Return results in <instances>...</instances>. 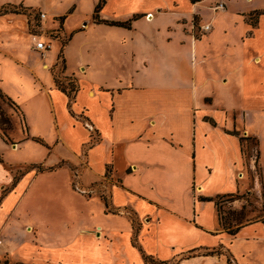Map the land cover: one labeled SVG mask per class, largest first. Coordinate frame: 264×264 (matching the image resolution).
<instances>
[{
  "label": "crops",
  "instance_id": "crops-1",
  "mask_svg": "<svg viewBox=\"0 0 264 264\" xmlns=\"http://www.w3.org/2000/svg\"><path fill=\"white\" fill-rule=\"evenodd\" d=\"M221 1L225 6L215 9ZM8 4L34 6L26 0L3 5ZM105 6L106 2L103 10ZM263 6L260 0H154L151 6L130 16L142 14L131 28L139 22L151 25L167 20V32L158 31L148 38L140 35L135 76L131 75L128 85L119 80L114 87L89 89V106L77 105L80 88L70 101L55 85L54 76L50 78L44 72L55 63L49 60L54 45L45 56L34 48L27 16L0 14V89L20 106L27 131L25 139L41 133L36 123L28 126L22 106L28 98L38 100L45 94L58 135L56 145L78 152L68 137L75 134L89 135V140L95 135L91 149L105 144L108 156L100 161L97 170L88 161L83 179L87 183L103 179L106 167L111 165L116 181L109 187L112 203L120 211L132 209L141 222L135 230L128 215V228L98 226L97 234L94 229L74 228V222H67L66 231L47 233L50 240L31 238V227L25 230V221L37 226L44 236L49 224L44 225L43 217L35 216L29 207L25 214L16 213L28 194L23 184L25 174L14 184L15 174L7 168L11 164L2 153L11 146L0 135V255L16 260L20 254L34 255L48 264H62L63 259L68 264H151L145 255L159 264H228L229 258L231 264H264V219L247 221L230 233L220 223L215 202L201 200L202 196L219 192L214 183L215 171L222 173L226 185H235L219 194L242 192L235 177L245 175L256 164L244 159L241 137L257 139L261 166L258 135H249L239 116L238 120L229 116V111L240 108L223 103L214 89H224L233 82L236 92L230 97L240 102L241 109H245L242 106L249 96L246 88L254 92L250 94L253 97L258 91L261 112L255 114L260 116L258 123L264 129V14L254 29L248 22L249 14L264 10ZM210 11L211 19L206 21ZM55 14L54 17L63 13ZM195 17L204 32L200 38L193 32ZM206 24L211 25L210 29L204 30ZM46 31L45 27L43 40ZM122 39L126 40V36ZM261 137L264 141V135ZM53 152L51 149L49 155ZM115 154L123 158L121 166L113 160ZM56 157L46 166L52 168L60 161L72 160L63 155ZM90 172L95 175L88 178ZM257 183L256 189L264 200L259 178ZM100 201L101 212L116 216L105 212L107 206ZM14 225L23 235L19 242L11 235ZM150 228L155 249H150L145 239ZM161 234L168 236L167 241ZM171 248L174 250L168 253ZM40 251L41 257L37 255ZM52 254L60 258L54 260Z\"/></svg>",
  "mask_w": 264,
  "mask_h": 264
},
{
  "label": "rangeland",
  "instance_id": "rangeland-1",
  "mask_svg": "<svg viewBox=\"0 0 264 264\" xmlns=\"http://www.w3.org/2000/svg\"><path fill=\"white\" fill-rule=\"evenodd\" d=\"M15 1L20 2L22 0H0V6L6 2ZM153 1L26 0V3L34 6L30 7L20 4L23 8H21V13L19 14L27 16L29 31L32 34L42 33V25L47 28L45 39L51 45V48L54 45L53 51H50L52 56L49 57V60L53 59L52 61L55 63H52L51 68L44 72L50 78L52 75L54 76V82L58 88L66 87L71 91L72 95L76 94V90L78 92L80 88L76 99L77 105L89 106V89H97L100 86L114 87L120 84L119 80H122L124 85H128V80L131 75L135 76L136 70L139 69L136 57L138 56V49L136 47L138 46L137 40L140 35L148 38L158 31L160 33L163 31H165L164 33L167 32L165 28L167 20H160L158 23L156 21L151 23V25L145 22H139L137 26H133L131 29L110 25L108 26L111 28H107L104 25L96 24L98 21L94 16L108 21H126L131 18L130 16L134 12L151 6ZM161 1L166 3V1L170 0ZM105 2L106 9L103 10ZM260 3L264 5V0H260ZM98 4L101 9L96 12ZM42 10H46L45 12L48 14V20L44 24L40 21V13ZM55 13L63 14L62 16L57 15L54 17L56 15ZM146 16L148 17L149 14H145ZM211 16L212 12L210 11V15L206 21L211 19ZM121 17L123 19H120ZM201 27V22L195 17L193 32L198 38L204 34ZM125 36L126 40H123L122 38ZM39 58H42L41 55H39ZM247 88L246 93L249 96H247L244 106H242L245 109H241L240 102L238 103L230 97L232 93L236 92L233 82L230 81L224 89L219 87H215L214 89L215 94L219 96V99L223 103L240 108L231 110L228 114L230 117L235 116L237 118L239 116L241 126L243 124L247 126L249 135H258L262 154L260 166L258 164L257 141L251 136L244 139L242 142L244 159L246 162L251 159L254 160L256 167L253 170H248L243 176H240V174L238 176L236 175L235 178L239 182L238 186L242 192L228 193L234 194L232 196L222 194L223 196L217 199L220 223L225 228L230 229H235L236 226L250 220H256L258 218L264 219V200L262 197L260 198L261 195L256 189L259 178L264 191V141L261 137V135H264V129L262 130L260 128L258 123L260 116L256 115L258 112H261L257 99L258 91L256 97H253L250 94L252 93L254 95V92H250V88ZM7 97L9 96L5 93L2 94L0 96V103L2 109L11 121V125L10 128L6 125H1V127L4 128V133L7 135L11 147L8 148L7 152H1L4 158L11 164L10 166L7 165V168L15 174V181L22 178V175L25 174L23 176V184H25L24 190L27 189L28 193L16 213L25 214L26 212L24 210L29 207L35 216L43 217L44 225L49 224L50 228L48 232H45L46 234L44 236L42 235V231L38 230L37 226L29 225L27 223L29 220L25 221V230L31 227V238L35 239L40 236L41 240H50L51 236L49 234L58 232V230L66 231L68 229L67 222H74V228H85V230L94 229V234H97L98 230L96 227L98 226H103L105 229H124L131 226L128 215L132 219V225L135 230L139 228V224L141 223L140 219L132 209L120 211L112 203L109 187L110 184L116 181L113 177V167L111 165L106 167L107 169L103 179L95 180L93 183H87L83 179L84 172L88 168V161L92 168L97 170L100 167V161L103 162L104 158L108 156V153L106 154L107 146L105 144L98 147L94 146L91 149L89 146L94 142V139L91 138L89 140V135H76L74 133L75 135H68V137L73 141L75 148L78 147V152H72L58 147L56 145L58 135H56V127L53 125L51 110L44 101L45 94L41 98H38V100H36L37 98H28L22 106L28 126H33L36 123V126H38L36 130L41 133V135L39 133H37L39 135H30L33 138L25 139L27 131L20 106H17L18 104L15 100L12 98L9 100ZM245 112L244 122L243 116ZM13 125H15L14 129ZM231 125V129L234 128L233 124ZM30 132L34 133L36 131L30 130ZM93 137L95 138V135ZM37 139H40V141ZM84 144L85 146H83ZM82 148L83 150H81ZM51 149L54 152L49 155ZM109 152H111V149H109ZM59 155L72 158L73 161H60L52 169L46 166ZM87 155L89 156L87 157ZM113 160L118 166L123 164V158L118 154L113 156ZM40 167L43 168V171L39 170ZM215 172L214 183L217 187L216 191H219L215 196L219 193L228 192L223 190H230L235 187L234 184L226 185L222 173ZM92 175L95 174L90 172L88 178ZM136 182L139 185L142 184L141 180H137ZM36 188L39 190H36ZM34 190H36L35 193H33ZM246 190L253 191L259 196L252 192L247 193ZM31 194L32 196L29 197ZM100 200L108 204L105 212H110L116 216L106 215L101 212L103 211V204ZM94 210L97 211L96 214H93ZM145 220L146 218H144ZM19 230L21 229H18L17 225H14L11 229V235L16 237V242H19V239L23 237ZM150 230V232L146 233L145 239L148 247L155 249L156 242L151 233L152 228ZM161 236L162 238L164 237V241H167V235L161 234ZM48 243L51 244L52 241ZM162 250L165 251V248ZM172 250L174 249L171 248L168 250V253ZM40 254L41 251L37 252L39 257H41ZM52 258L56 260L60 257L53 255ZM64 262L65 260L63 259L62 264H68ZM150 263L159 264L154 258ZM0 264L48 263L37 259L34 255L27 257L20 254L17 260L14 257L10 258L5 255H0Z\"/></svg>",
  "mask_w": 264,
  "mask_h": 264
},
{
  "label": "trees",
  "instance_id": "trees-1",
  "mask_svg": "<svg viewBox=\"0 0 264 264\" xmlns=\"http://www.w3.org/2000/svg\"><path fill=\"white\" fill-rule=\"evenodd\" d=\"M9 7H12V8H9ZM21 8H23L22 5H13V4L3 5V6L0 7V14L9 13V12H11V13H21ZM96 9H97L96 12H98L101 9L99 4L97 5ZM263 14H264V10H255L252 13L249 14L248 22H249V24L251 25V27L253 29L258 25L259 18ZM141 16H142V14H134L129 20H126V21H115V20L114 21H108V20H102V19H99L98 16H96V17L94 16V18L98 21V23L104 22L106 24L113 25V26L131 28L132 22L134 20L139 19ZM60 89L62 91H64L70 97V101L73 100L75 98L76 94H77V90H76V94L72 95L71 94V91H69L66 87H63V88H60ZM2 94H4V93L0 89V96ZM7 98L9 100H11L10 97H7ZM17 106H19V105H17ZM1 125H6V126H8V128H10L11 121H10L9 117L7 116V114L4 112V110L2 109V106H1V103H0V135H1V137L6 142H9V139H8L7 135L4 133V128H2ZM233 134H238L239 135V132L238 131H233ZM92 139H95V138L93 137ZM241 139L243 141L244 139H247V137H241ZM253 139H255L257 141L256 138H253ZM37 140L40 141V139H37ZM2 161H3L2 155L0 154V162H2ZM39 170L40 171H43V168L40 167ZM17 181L18 180H16L14 182V184ZM225 195H231L232 196L234 194H225ZM222 196H223L222 194H218L216 196H209V197H203L202 196L201 197V200H203V201H214L215 204L218 206L217 199L220 198V197H222ZM105 204L108 207L107 202ZM223 228H225V226H223ZM225 229H228L230 233H234V231H235L234 229H230V228H225ZM145 259L149 263H150V261H152V257L151 256H148V255H145ZM228 264H231V259L230 258L228 259Z\"/></svg>",
  "mask_w": 264,
  "mask_h": 264
},
{
  "label": "built area",
  "instance_id": "built-area-1",
  "mask_svg": "<svg viewBox=\"0 0 264 264\" xmlns=\"http://www.w3.org/2000/svg\"><path fill=\"white\" fill-rule=\"evenodd\" d=\"M224 6H225V4L221 1L214 8L215 9L223 8ZM46 18H47V13L45 11H41V13H40V21H41V23L44 24ZM210 27H211L210 24H206L203 28H204V30H208V29H210ZM41 30H42V33L45 30V27L43 25L41 26ZM32 38H33V40L35 42L34 48L36 50H38L39 52H41V54L43 56H45L46 52L49 49H51V45L46 40L41 39V33L32 34Z\"/></svg>",
  "mask_w": 264,
  "mask_h": 264
}]
</instances>
